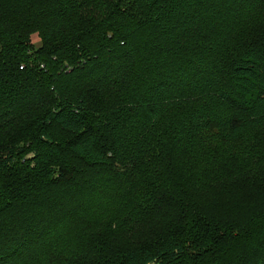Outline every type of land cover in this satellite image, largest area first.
I'll return each mask as SVG.
<instances>
[{
	"label": "trees",
	"instance_id": "trees-1",
	"mask_svg": "<svg viewBox=\"0 0 264 264\" xmlns=\"http://www.w3.org/2000/svg\"><path fill=\"white\" fill-rule=\"evenodd\" d=\"M263 180L264 0H0V264H264Z\"/></svg>",
	"mask_w": 264,
	"mask_h": 264
},
{
	"label": "rangeland",
	"instance_id": "rangeland-1",
	"mask_svg": "<svg viewBox=\"0 0 264 264\" xmlns=\"http://www.w3.org/2000/svg\"><path fill=\"white\" fill-rule=\"evenodd\" d=\"M33 45L35 49L41 46V41L37 35L33 37ZM56 137L58 141L65 138L61 133L56 134ZM241 184V190V186L236 190H231L225 186L215 185L196 198L195 202L192 203L193 208H197L205 222H208L205 219L216 220L220 224L237 228L238 224L244 221L251 212L258 211L264 206L263 193L257 189V185L253 181H244ZM184 217V213L181 215L176 213L168 221L165 219L151 223L148 231L154 232L153 236L160 232L163 233L173 226L184 223Z\"/></svg>",
	"mask_w": 264,
	"mask_h": 264
}]
</instances>
